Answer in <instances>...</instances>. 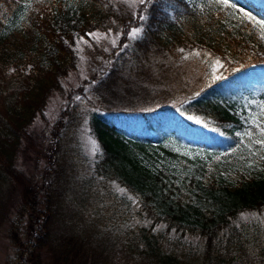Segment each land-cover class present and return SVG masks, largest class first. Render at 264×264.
Listing matches in <instances>:
<instances>
[{"label": "trees", "instance_id": "trees-1", "mask_svg": "<svg viewBox=\"0 0 264 264\" xmlns=\"http://www.w3.org/2000/svg\"><path fill=\"white\" fill-rule=\"evenodd\" d=\"M104 1L72 0L95 6ZM239 1L264 16V0ZM139 5L126 23L141 25L142 32L128 45L113 47L112 63L102 76L93 74L84 81L100 93L99 108L87 103L88 110L80 112L70 90L67 109L52 126V140L36 147L29 125L49 93L61 87V75L75 67L76 38L104 27L105 15L66 25L47 15L34 16L29 0H0V186L15 182L18 212L28 214L32 228L37 223L36 236H29L24 248L30 250L29 264H107L110 248L115 253L134 250L140 259L156 264H193L190 251L182 256L166 246L162 238L168 232L176 240L187 235L204 238V261L228 263L239 257L236 249L249 242L248 234L257 235L237 220L243 212L264 209V156L251 158L241 136L254 127L251 113L264 95V34L254 28L249 38L227 25L228 3L211 10L197 9L190 0H144ZM16 29L23 34L13 38ZM168 29L181 35L171 37ZM193 51L194 56H186ZM151 66L169 70L172 78L156 88L127 87L124 78L122 83L135 95L113 99L121 72L138 76L146 71L148 76ZM85 112L99 150L86 173L77 164L65 172L59 135L65 124ZM166 136L201 152L178 153L162 144ZM26 140L27 148L35 149L36 164L45 157L54 171L50 177L44 169L47 183L38 181L35 173L20 175L15 167ZM110 182L131 195L124 210L133 221L122 229L124 237L114 221L120 222L117 213L124 216L125 201ZM68 187L72 194L67 195ZM111 193L119 210L105 200ZM76 215L80 222H75ZM113 225L116 233L111 234ZM44 246L49 260H42ZM228 252L232 255H225Z\"/></svg>", "mask_w": 264, "mask_h": 264}, {"label": "rangeland", "instance_id": "rangeland-1", "mask_svg": "<svg viewBox=\"0 0 264 264\" xmlns=\"http://www.w3.org/2000/svg\"><path fill=\"white\" fill-rule=\"evenodd\" d=\"M194 4V7L202 10H211L219 5L221 8L224 7L227 3L230 5V8L226 11L225 23L229 25L235 31L240 29L247 37L253 35L254 28H257L259 32L264 34V16L258 11L253 10L248 7L242 1H231V0H190ZM30 9L33 10L34 16H45L47 15L51 20L62 22L64 24H77L78 22L84 21L86 18H91L92 20L96 19L99 15H105L106 25L104 27L90 29L87 34H80L76 40L75 51H77L76 65L73 68H70L66 74L61 75L59 89H54L49 93V98L45 107L42 111L35 116L36 118L29 125L30 129V139L36 147L41 146V144H48L52 140V126L55 122L63 117V109H67L68 104V93L72 91V101L77 102L78 109L80 112L88 110V104H93L94 107H98V101L100 98V93H98L92 86V83L84 82L86 79H90L93 74H97L98 77L102 76L104 71L112 63V56L115 53L113 47L122 48L125 45H128L134 37L138 36L142 32L141 25H127V20L131 16H135L137 9L141 3L140 0H105L104 3H100L95 6L92 4H74L72 0H29ZM111 8V12H108V8ZM98 9V10H97ZM107 15V16H106ZM189 21L192 24H196L193 20V17L190 16ZM197 22V21H196ZM19 24V23H17ZM23 24V22H21ZM128 26V27H127ZM139 29L137 35L133 36V32ZM22 32L20 29L14 31V36L21 37ZM167 34L171 37H174L176 34L181 35V32L174 31L173 29H168ZM126 36L125 41H122V37ZM114 48V49H115ZM118 50V48H117ZM196 51L187 52L186 56H194ZM158 64V63H157ZM212 72L216 70L215 63L211 65ZM148 76L145 75V72H140L139 75L133 76L128 70H125L119 74L122 76L123 80L119 78V82L114 87V100L124 101L126 96L133 97L132 92H129L125 87V82L127 87L131 84H136L138 87L144 88L145 86H151L152 88L162 86V83L168 81L167 78H172L170 71L163 69L159 71L156 69V66H151ZM173 75V74H172ZM125 82L122 83V81ZM82 85L81 89L79 87ZM131 87V86H130ZM162 88V87H161ZM129 97V98H130ZM141 101V100H139ZM142 102V101H141ZM132 103V101H131ZM255 108L251 113V117L254 121V127H248L242 133V140L246 143V148L249 152L251 158L255 157L254 155L264 156V145H261L258 141L264 139V135L261 134V129H264V95L258 101L255 102ZM133 104V103H132ZM107 105V104H106ZM118 105V104H117ZM109 106V105H107ZM114 106V105H111ZM105 107V106H104ZM115 107V106H114ZM113 107V108H114ZM121 107V106H119ZM128 106L125 105V108ZM77 110V112H79ZM62 138V146L60 147V154L63 153V157H60V162L68 170L70 164H77L81 166V169L84 173L87 170H90L89 166L94 160L96 152L99 150L98 140L96 136H93L91 132V127L89 125V115L87 112L82 114V117L74 120L72 123L65 124L62 128V132L59 135ZM29 141H25L20 148V153L16 158V169L21 171L20 175L29 176L32 173L37 175V180L47 183L49 176H46L44 169L47 168L50 177L53 176L54 171L48 166L47 160L45 157L39 158V163L36 164L34 160L35 149L27 148ZM162 144L167 147L173 148L178 153H185L188 155L199 154L201 150H197L194 147L186 146L182 143L175 142L170 136L164 137ZM257 157V156H256ZM256 158L252 159L255 160ZM251 160V161H252ZM71 166V165H70ZM43 173V174H42ZM76 175L73 174V180ZM69 180V179H68ZM75 182V180H74ZM77 182V181H76ZM75 182V183H76ZM80 182V180H79ZM0 186V264H29L31 260L29 259V249H24L25 245L30 244V241H27V238L33 233H35L37 226L34 224L32 228L28 222V214L24 213L23 215L18 212L20 204L19 195L16 191L18 186L15 182L9 184L3 183ZM13 186V187H12ZM110 187H113L117 193V197L120 195L124 199L125 203L121 204V210L124 211V216H120L117 213V217L120 222H115L117 228H120L119 233L122 237L125 236V232L122 229H125L133 221L129 217L131 216L130 211L124 210L126 208V203L128 198L131 196L125 191L121 192L120 189H123L118 186V183L110 182ZM70 188L74 187L72 184ZM68 187L67 195L72 194V191ZM124 190V189H123ZM7 195H5V194ZM74 194V193H73ZM99 196L100 194L97 193ZM114 194L105 196V200L109 201L110 205H114L112 209H120L119 204H117L118 199ZM124 196V197H123ZM101 198V197H99ZM98 204L100 201H95ZM95 202L89 201L93 208H95ZM121 202V201H120ZM41 210L42 212L45 209L44 203L41 201ZM70 203V202H69ZM71 204H73L71 202ZM97 204V205H98ZM119 206V207H118ZM120 212V211H119ZM97 212L93 211L92 214ZM97 216H101L102 213L98 212ZM128 216V218H127ZM88 218V217H87ZM114 219V218H113ZM80 215H76L75 222H80ZM105 225L108 224V221L103 222ZM237 223L242 226H246L248 230L257 232L255 237L259 238V241L255 240V237L248 234L249 242L244 243L245 246L241 244L236 247V252H238L239 257H234V259L226 262H215L214 264H264V209L260 211H247L240 214ZM112 224V223H111ZM36 227V229H35ZM246 228H243L246 229ZM30 230V231H29ZM115 227L113 225L112 229L109 230L111 234L115 232ZM133 232V231H132ZM35 235V234H34ZM33 235V236H34ZM36 236V235H35ZM129 236V235H128ZM126 236L125 239L128 237ZM35 239V237H34ZM33 239V242H34ZM24 240V242H23ZM162 240L166 243L168 248H175L179 253H182L184 256L186 253H192V256H189L193 264H212V262H205L204 257V238L199 236L187 235L181 240L174 239L172 233L164 234ZM23 242V245L19 244ZM117 245V244H116ZM120 245V244H119ZM121 246V245H120ZM167 247H165L167 249ZM241 249V250H240ZM48 246L42 247V260H49ZM219 253L224 252V248H218ZM186 252L185 254L183 252ZM110 256H108L107 264H156L155 262H149L144 259H140L134 250L130 252L121 251L116 252L114 249H109ZM228 252L225 255H229ZM135 254V255H134ZM115 255V256H114ZM232 255V253H230ZM224 256V255H223ZM38 264V263H37Z\"/></svg>", "mask_w": 264, "mask_h": 264}, {"label": "snow or ice", "instance_id": "snow-or-ice-1", "mask_svg": "<svg viewBox=\"0 0 264 264\" xmlns=\"http://www.w3.org/2000/svg\"><path fill=\"white\" fill-rule=\"evenodd\" d=\"M141 3L144 2V0H140ZM139 32V29H137L136 31L133 32V36L137 35ZM217 64H219V61H216ZM261 134L264 135V129H261ZM261 145H264V139H261L260 141H258ZM121 192H123V189H120Z\"/></svg>", "mask_w": 264, "mask_h": 264}]
</instances>
